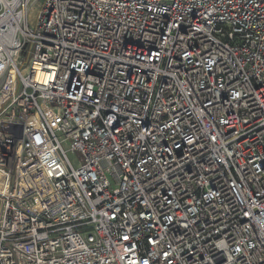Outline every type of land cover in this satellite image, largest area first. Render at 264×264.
<instances>
[{
    "label": "built area",
    "instance_id": "built-area-1",
    "mask_svg": "<svg viewBox=\"0 0 264 264\" xmlns=\"http://www.w3.org/2000/svg\"><path fill=\"white\" fill-rule=\"evenodd\" d=\"M0 264H264V0H0Z\"/></svg>",
    "mask_w": 264,
    "mask_h": 264
}]
</instances>
